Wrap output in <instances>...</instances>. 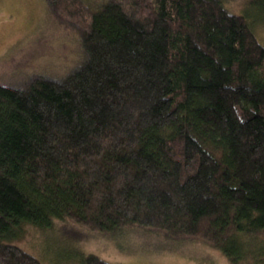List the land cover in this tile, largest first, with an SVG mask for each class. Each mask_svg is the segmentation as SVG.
Listing matches in <instances>:
<instances>
[{
	"label": "trees",
	"instance_id": "1",
	"mask_svg": "<svg viewBox=\"0 0 264 264\" xmlns=\"http://www.w3.org/2000/svg\"><path fill=\"white\" fill-rule=\"evenodd\" d=\"M46 1L83 56L0 84V264H43L15 241L55 220L264 264V0Z\"/></svg>",
	"mask_w": 264,
	"mask_h": 264
},
{
	"label": "rangeland",
	"instance_id": "2",
	"mask_svg": "<svg viewBox=\"0 0 264 264\" xmlns=\"http://www.w3.org/2000/svg\"><path fill=\"white\" fill-rule=\"evenodd\" d=\"M226 7L242 12L248 6L246 0H231ZM253 28L264 45V20H255ZM82 56L77 30L50 11L46 0H0L1 85L22 86L38 74L61 78ZM166 242L138 228L112 238L70 220H55L47 229L27 225L15 244L43 264H77L84 254L112 264H231L223 253L201 241L187 240L175 247Z\"/></svg>",
	"mask_w": 264,
	"mask_h": 264
}]
</instances>
